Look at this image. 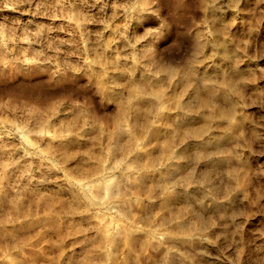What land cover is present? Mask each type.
I'll return each instance as SVG.
<instances>
[{
    "label": "rangeland",
    "instance_id": "rangeland-1",
    "mask_svg": "<svg viewBox=\"0 0 264 264\" xmlns=\"http://www.w3.org/2000/svg\"><path fill=\"white\" fill-rule=\"evenodd\" d=\"M0 264H264V0H0Z\"/></svg>",
    "mask_w": 264,
    "mask_h": 264
}]
</instances>
